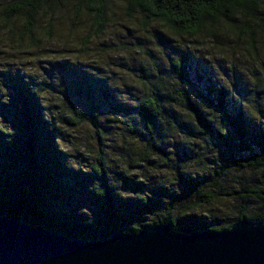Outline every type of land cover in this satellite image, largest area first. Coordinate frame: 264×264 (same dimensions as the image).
Returning a JSON list of instances; mask_svg holds the SVG:
<instances>
[{"label":"rangeland","instance_id":"374dc122","mask_svg":"<svg viewBox=\"0 0 264 264\" xmlns=\"http://www.w3.org/2000/svg\"><path fill=\"white\" fill-rule=\"evenodd\" d=\"M25 2L0 0V131H15L21 108L16 86L24 79L82 184H73V207L84 220L99 224L100 231L105 228V217L89 202L101 158L113 193L122 201L121 225L131 213L146 223L156 220L144 207L155 197L160 203L172 200L181 227L204 223L221 229L240 211L261 213L259 200L233 197L264 185V157L249 150L229 155L215 136L233 132L209 105L211 88L225 89L230 105L248 119L247 129L264 132V108L258 104L264 89V39L239 34L246 24L241 14L208 21L197 36L178 37L132 9L130 0H108L100 23L88 0H41L29 35L24 14L10 21L3 15L7 7ZM172 64L182 65L188 80L180 79ZM182 93L212 121V139L200 134ZM155 95L165 108L151 134L138 111ZM232 158L253 166L238 169ZM182 178L219 198L190 211L197 198L180 183Z\"/></svg>","mask_w":264,"mask_h":264},{"label":"trees","instance_id":"16d2710c","mask_svg":"<svg viewBox=\"0 0 264 264\" xmlns=\"http://www.w3.org/2000/svg\"><path fill=\"white\" fill-rule=\"evenodd\" d=\"M40 1L26 0L23 4L7 7L3 15L10 21L24 14L27 24L25 31L32 35ZM88 2L99 23L103 21L108 0ZM130 7L148 20L163 24L178 37L197 36L208 21L216 22L222 16L233 20L239 13L246 23L239 34H252V40L257 36L264 39V0H130ZM253 15L255 17L252 19ZM172 66L180 79L188 80L182 65ZM16 87L21 108L15 114V131L9 134L0 131V216L81 241L105 240L115 231L134 235L159 224H170L172 232L185 234L199 230L226 231L243 219L264 221L263 185L258 189L244 190L233 197L259 200L262 205L261 213L253 216L245 210L240 211L232 222L221 229L209 227L204 223L200 225L201 227L199 225L181 227L173 217L172 200L160 203L156 197L153 199L151 196V200L143 201L144 207L156 217V220L146 223L131 213L125 217L128 223L121 225L119 221L122 220L120 215L122 201L113 193L108 170L101 158L97 161L94 171L98 185L89 196L91 205L95 206L106 219L105 228L100 231L97 227L99 224L92 220H84L79 209L73 207L77 188L73 184H78L80 188L82 184L78 177L72 174L74 171L68 166L64 153L57 146L56 128L51 127L42 117L36 92L30 89L24 79H18ZM211 91L213 96L209 100V105L231 129L233 135L215 136L210 118L194 104L188 94L182 93L179 96L185 101L188 112L199 126L200 134L210 139L215 136L232 157L235 150L244 152L249 150L252 153L260 151L264 157V132L252 133L247 129L248 119L242 110L238 111L230 105L225 89L211 88ZM258 100V104L264 108V89L258 95ZM164 108L157 95L146 98L139 106L138 114L151 134L155 132L164 115ZM257 112L260 113V110ZM166 159L165 161H168ZM232 160L241 170L253 166L250 162H240L233 158ZM180 183L188 187L197 198L190 211L219 198L217 194L204 192L203 186L192 179L182 178Z\"/></svg>","mask_w":264,"mask_h":264},{"label":"water","instance_id":"95a60500","mask_svg":"<svg viewBox=\"0 0 264 264\" xmlns=\"http://www.w3.org/2000/svg\"><path fill=\"white\" fill-rule=\"evenodd\" d=\"M0 264H264V221L185 234L159 224L81 241L0 216Z\"/></svg>","mask_w":264,"mask_h":264}]
</instances>
